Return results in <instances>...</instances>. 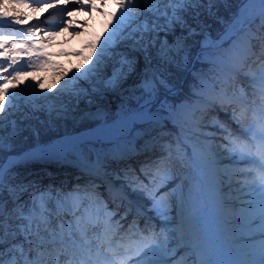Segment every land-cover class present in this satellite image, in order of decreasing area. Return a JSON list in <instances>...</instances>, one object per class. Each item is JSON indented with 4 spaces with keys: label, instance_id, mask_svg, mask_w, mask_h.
Instances as JSON below:
<instances>
[{
    "label": "snow or ice",
    "instance_id": "1",
    "mask_svg": "<svg viewBox=\"0 0 264 264\" xmlns=\"http://www.w3.org/2000/svg\"><path fill=\"white\" fill-rule=\"evenodd\" d=\"M13 2L19 4L25 0ZM218 3L220 0H118L119 14L99 47L94 49L92 63L82 71L77 69L69 81L61 83L51 94H37L40 103L3 87L21 74L12 67L16 61L9 58L6 65H0L5 72L0 76V97H8L0 100L3 113L0 149L4 144L3 122L13 115L21 99L33 113L78 112L81 102L93 104V98L99 100L101 93L120 88L135 72L140 55L149 64L154 56L159 67L178 66L185 58L187 41L202 34L201 15H215ZM78 7L83 9L85 5L80 3ZM0 22L19 25L23 17H9L6 11H0ZM232 24L236 31L229 36L230 46L220 54L222 67L230 75L212 81V90L215 92L219 87V92L213 100L201 101L205 108L216 103L232 107V120L239 134L228 133L224 137V149L232 160L247 165L238 172L225 170L224 175L230 182L227 188L220 189L226 193L219 197L220 211L209 213L204 181L188 167L198 158L214 163L211 158L218 154L217 148L199 143L207 134L196 135L192 129L185 136L191 139L195 135L197 144L191 151L182 139L161 143L159 156L146 161L143 167L120 172L109 171L99 164L81 173L82 178H87L86 183L82 186L78 183L69 190L63 187L37 190L32 185L14 183L10 169L0 164V264H264V0H243L242 11L236 14ZM4 26L0 23V27ZM34 32L35 28L29 26L24 32L25 38L12 34L11 43L27 44L28 48L18 50L27 53ZM169 36L173 38L171 43ZM8 39L9 35L0 32V47L10 48ZM40 62L42 58L35 56L27 65L38 67ZM109 63L113 64V71L105 78ZM165 72L145 74L137 91L149 97L161 89L170 91ZM239 76L247 78L250 90L241 87L229 94L225 82L231 84L233 77ZM39 83L31 85L33 92ZM205 108H194L191 120L184 123L199 129L197 117L203 116ZM141 116L142 110L133 113L125 109L121 123ZM15 123L13 120L12 124ZM180 173L185 179L181 180ZM189 175L191 179L186 178ZM233 176L244 178L236 181V192L230 191ZM220 183L223 184V179ZM245 188L253 197L246 202L239 195ZM129 193L136 197L135 211L148 217L143 226L139 219H133L127 227L120 223L127 222L133 209L127 208L121 215L123 199L117 203V195L127 197ZM25 195L27 200L22 199ZM141 198L148 202L147 208L139 203ZM109 202L116 203V208L110 209ZM219 221H223V231ZM253 232L258 235L250 236ZM245 239L259 243L236 247ZM225 253L242 254L243 258L229 259Z\"/></svg>",
    "mask_w": 264,
    "mask_h": 264
},
{
    "label": "rangeland",
    "instance_id": "2",
    "mask_svg": "<svg viewBox=\"0 0 264 264\" xmlns=\"http://www.w3.org/2000/svg\"><path fill=\"white\" fill-rule=\"evenodd\" d=\"M112 2L117 4L118 0H112ZM227 2H228V0H227ZM231 2L234 3L235 0H233ZM10 6H12V5L9 3V0H0V9H4V10L8 9L9 10ZM216 6H218V4ZM200 19L204 25V27H203V30H204L205 28H207L209 26V24L211 22L209 21V18L205 17L204 15H201ZM176 35L179 36L180 32L177 31ZM200 37H201V34L194 36L187 41L186 48L184 51V57L185 58H184L182 63H188L189 61H192V60L194 62L195 61L199 62V60H201L205 57L206 58H208V57L212 58L213 57L211 53H208V54L207 53H201L200 54L201 56H199V57H198V54H196V41L198 39H200ZM168 39H169V43H171L173 38L171 36H169ZM10 45H11V47L9 48V50L13 51V46H12L13 44H10ZM44 47H45V45L41 44L39 51H44ZM33 50L34 49L32 48L31 59L34 58L35 56H39L37 54V52L33 51ZM4 54L9 56V57H6L7 59L11 58L9 51L2 52V54H0V57H3ZM214 56H217V54ZM40 57L42 58V60L44 59L43 55H40ZM7 62H8V60L1 62L0 65H6ZM66 65H70L69 62L62 64V65H58V66L50 65V67H46L44 65V63L42 64V62H40L38 67H33L31 69L24 70L23 73L20 74L16 78L15 81L10 80V82L7 84H4L3 87L9 89L10 91L21 92V95L24 98L35 99L37 103H40L41 101H40L37 94H44V93L51 94L52 92H54L59 87V85L61 83L65 82V81H69V78L76 72L77 69H79V70L81 69V71H82L83 68L88 67L86 62H83L82 66H79V64H75L74 65V68H75L74 71H72V72L69 71L71 73L62 74L63 72L61 73L60 70L63 69L64 68L63 66H66ZM141 65H142V69H147V71L149 70L150 75L152 74L153 71L158 70L161 72H165V69H167V71L165 72V75H166V78L170 81V84H169L170 91L168 89H161L160 95L163 97V99L167 98L166 97L167 95L165 94L166 92L169 95L175 94L178 92L177 88L181 84L182 80L175 73L171 72L170 69L168 68V66L159 67L158 62L154 56L152 58H150V64H149V61L145 60L144 55L139 56V62L135 65V69H138V67ZM197 65H195V66H197ZM112 66L107 67L106 73H105V78L107 76L111 75V73L113 71V68H111ZM143 66L145 68H143ZM12 67L13 68L16 67V69L19 70L18 66H14V64ZM115 67H119V65L116 64ZM191 68H192V65H191ZM7 71L11 72L10 69H7ZM4 74H5L4 69L0 68V76H3ZM196 75H197L196 77L198 78V82L201 83L200 88H199L201 90H197L198 93L202 96H207L206 95L207 92L205 91V89L203 87V85L206 84L205 76L203 74H201L200 72H196ZM44 76H45V78L42 79V77H44ZM218 76H219V79H221L222 76L220 75V73H218ZM49 79L54 80V82L52 84L49 82H46ZM138 80H140L138 77L133 78V75L131 74L128 77V79L125 82H123V85L120 88H118L115 92L109 91L107 94L101 93L99 100H100V106L104 109L103 110L104 112L101 115L100 114L94 115L93 117H91L90 113H89V110H90V108L92 109L93 104L92 105H86L85 103L81 102L82 104L80 105L78 112H70L68 114L57 113V114L49 115L43 111L33 113L30 108H27L23 104V100L21 99L20 103L18 105V108L13 109V115L6 118L3 122L2 135L4 138V144H3V148L0 149V164H3L2 160L6 156L8 158H7V161L5 164H8L10 161L14 160L15 159L14 154H16V153L19 154L18 152H20V150L25 148L27 145L29 146L31 143V140H33L34 137H36L38 133H39L38 136L42 137L43 134L40 133L41 132L40 128L42 130H44V132L48 135L45 137V139L49 138L51 126L58 125V123L60 124L61 118H64L66 116L70 117V119L75 121L76 125H78V128L81 129L80 130L81 132H83V131L85 132V130L92 129L93 127L99 126L100 123L102 124L105 122V119L117 118V117L121 116L123 110L128 109L130 106V104H128L129 103L128 98L131 96H129V95H132V93L136 94L135 92H133V90L137 85H140V81H138ZM37 81H39L40 83H39L38 87L35 89V92H33L31 89V85L35 84ZM80 83L83 85V82H80ZM237 83L238 82H236L232 79L231 84H229L228 82L225 83V87L228 89V91L229 90L232 91L233 89H239L241 87L244 88L243 85L237 84ZM26 86H28V87L25 90ZM231 91H229V93H231ZM7 99H8L7 96L0 97V100H7ZM93 100H95V99H93ZM196 103H197V105H195V108H202L198 100L196 101ZM83 104H84V106H83ZM183 105H185V104H176L174 107H171L169 109L167 108L168 112L171 113L170 114L171 118L176 123H178L179 126H181V134H180L181 137L185 138L187 130L192 129V131L196 135L207 134L206 136H204L199 141V143L204 144V145H212V146L216 147L217 149L221 148V146H222L224 151H222V153H220V156L216 155L214 157L213 160L215 162L213 163L212 166L216 170H218V171H216V173H219V176H220V174H224L225 169H230L229 165H233V164L229 160V158H232V157H230L229 155L226 156V153L225 154L223 153V152H225L224 146L221 145V143L218 141L219 139H217L218 137H221V136L224 137V135H221V133L219 132V130L221 129L220 121L217 120L213 115H210V116L205 118L204 114H203L202 117L201 116L197 117V119L200 121V127H199V129H195V128H193L191 123H189V124L184 123V121L186 120V117L184 116L183 111L187 108ZM0 115H3V113L0 112ZM13 120L16 121L15 125L12 124ZM108 120H111V119H108ZM137 120L138 119H135L134 121H130V122H132L131 125H133V123L136 122ZM203 120H206V121H204V124H201V121H203ZM222 126H223V124H222ZM36 129L38 132L36 131ZM106 131L112 132V127H108V129H106L105 131L100 132V133H102L103 135L106 136V134H108V133H105ZM186 141H188L189 145L192 147H194L197 144V140L195 138V135H193L191 139H186ZM226 160H229V162H226ZM203 161L204 162L206 161L205 165L208 164L207 160H203ZM47 171H49V169H47ZM13 172H14V174L11 176L12 181L14 183H19V184H23V185L25 184V186H27L26 182H28V180L33 181L34 183H37V181H34L33 178L30 177V174L32 176H34L35 178H39L40 176L43 177V175L37 174L38 172H41V171H37L36 168L32 169L30 167H26V168L16 167V169ZM16 173H20V174H24V175L19 178V177H17ZM44 173L45 172H42V174H44ZM222 177L223 178L220 177V181H221V179H223L222 185H224L225 181H227L229 179L225 175H223ZM236 180L237 179H234V180L231 179V183H234V181H236ZM55 185H56V182L55 183L53 182L50 185H48V187L46 186V188L40 187L42 189H39V190L51 188V187H54ZM227 186H228V184L226 185V187ZM233 186L235 187V184H233ZM236 191H237V189L232 190V192H236ZM242 194L243 195L246 194L244 190L241 191L239 193V195L242 196L241 197L242 201L246 202L247 199L244 198ZM239 202L240 201H237V203H239ZM249 235L252 236L253 234L250 233ZM245 240H247L248 244H258L259 243L258 240H248V239H245ZM245 240L243 242H245Z\"/></svg>",
    "mask_w": 264,
    "mask_h": 264
},
{
    "label": "bare ground",
    "instance_id": "3",
    "mask_svg": "<svg viewBox=\"0 0 264 264\" xmlns=\"http://www.w3.org/2000/svg\"><path fill=\"white\" fill-rule=\"evenodd\" d=\"M66 2H69V3L75 2V3H77V5H79L80 3H83L85 5V7L82 10H78V8H77V10L71 11V12H77V13L74 15V17L68 16V17H70V19L65 20V22L63 24V25H65V23H67L66 26L61 29V25H60L58 31L54 32V35H56V36L53 37L54 40L51 42L50 47L55 46V48L52 49L55 55L53 56L49 53V51H52V50L46 51L47 54L51 55L50 57L54 58V61H59L60 63L68 62V61L70 62L69 63L70 65L63 66L64 68L60 70L61 73L63 72L62 74L71 73L72 71H74L75 70V68H74L75 64H79V66H82L83 62H86L87 65L89 66L92 63L93 59L95 58V50L94 49L99 47V43L103 39L102 35L105 37L108 34V32L111 30L112 25L116 21V16L119 14V11H120V9L118 10L117 8H114V9L106 12V14L104 13L106 17L111 18V20H112L111 24H109L105 20L98 22L95 20L94 17L91 16L92 15L91 12L94 10H99L100 11L99 13L101 14V12H102V10H100L101 7H106V8L111 7L108 4L107 0H62L58 5L64 4ZM10 4L12 5V3H10ZM13 5L10 6V8H13V9H11L12 11H10V13H11L10 17L13 15L21 16V17H23V23H29L30 18L32 19L31 24L28 26H24V27H27V28L29 26L34 27L38 18L42 17V15H39L37 13L41 7L37 8L36 6H31V9L29 8L28 10H24V9L23 10H21V9L16 10V6L18 4L13 3ZM19 11L24 15L22 16V14H18ZM50 12H53V10L52 11L46 10V15L49 14ZM101 15H103V14H101ZM24 17H26V18H24ZM43 17H45V16H43ZM39 21H40V18H39ZM20 27H22V26H20ZM5 29H10V28H5ZM61 30H63V31H61ZM65 30L67 32H65ZM5 32H8V31H5ZM60 33H63V34H61V36L59 37ZM81 33H84L85 35H88V36L87 37L82 36ZM49 39H50V37H49ZM93 40H97L96 46H93L94 45V43H92ZM58 42L61 43L60 48L56 47V44ZM68 44H70V47H69L68 51L66 52L63 49V46H67ZM80 46L85 47L84 51L79 52L78 50H76L74 52V54H72V56H71L70 55L71 49L78 48ZM58 52H60V57L56 54ZM47 62L54 63V62H52V60H49ZM60 63H59V65H60ZM112 65H113L112 63H109L108 67L112 66ZM111 68H113V66ZM143 68H145V67L143 66ZM69 71H71V72H69ZM145 74H148L150 76L149 70L147 71V69H142V65L139 66L138 69H135V72L132 73L133 78L138 77L140 79L138 81H142L145 77ZM45 76L42 77V79H44ZM46 82H49L52 84L54 82V80L49 79ZM93 99H95V98H93ZM152 103H153V101L145 102V103H143V105L139 106L136 109V111H133V113H137V112H141V110H142V116L140 118H136V119H138V120L142 119L143 120V119L147 118L148 120H150L152 118H154V119L162 118V119L166 120V116L161 114L160 112H155L153 114L148 113V112H150L149 108L152 105ZM90 105H92V104H90ZM83 106H84V104H83ZM212 108H214V105H212ZM103 110L104 109L100 106V100L95 99V100H93L92 109L90 108L89 113H90V116L93 117L94 115H99V114L101 115L104 112ZM183 114L186 117V120H191L192 110L185 109L183 111ZM121 117H122V115L115 118V119L108 120V123L104 122V123L100 124L99 126H97L96 128H94L92 130H86L85 132L80 133L79 135L68 136L67 138H65L66 139L65 142L63 139L57 140L54 142V144H51L47 147H40V148L36 149L35 151L37 153L34 155L30 156L29 154H27V155L23 154V156L21 158L23 160H28V159L31 160L32 157L39 158L42 155L41 153L43 152V150H49L51 152L53 151V153L49 157L56 155L55 153L57 152L58 156L60 157L59 159L61 160V165L59 167L55 166V169L52 172L53 176L49 177L50 179L43 180L44 182H40V185H47L48 186L53 182L62 183L64 186H69V185L78 184V183L80 185H83L84 183H86L87 178L86 177L82 178L81 173L84 172L83 169H86L88 171V169H90L89 168L90 162L95 163V161L90 156H81V157L75 159L74 161H72V160L70 161V159H66L64 157V152H63L66 150L64 148L66 142H71V141L79 142V143H75L74 146L79 147L80 151H83V150L86 151V146H84V142H85V140H87L85 142L87 147L89 148L91 146L93 148L94 147L93 143L95 141L94 137H97L98 133L105 131L106 129H108V127H112V132H109V131L105 132V133H108L106 135L108 138H110L113 135L122 134L123 133L122 131L127 129L126 128V127H128L127 125L129 123L132 124V122H130V121H127V122L122 124L121 123ZM134 120H131V121H134ZM170 121L172 122V118H170ZM204 121H206V120L201 121V124H204ZM156 123H157V121L150 124L148 127L149 130H151L153 132L152 129L156 128ZM159 128L160 127H158V130H159ZM186 143L189 145L188 141H186ZM146 146H149V145H146ZM146 148H149V150H147V152L134 153L132 151L131 146L118 144L117 149H120V152H123V150H126V152H128V150H130L129 154L130 155L134 154L135 157H137V159L132 158V156L125 157L124 158L125 160H123V167L124 168L126 167L128 169H136L139 166L138 168H140V167H143L145 165L146 161L155 159L159 156V154H160L159 143H157V144L155 143V151H153V148H151L150 146L146 147ZM70 149H71V146H70ZM222 151H224V150L221 146V148L217 149V153H218L217 155L220 156V153H222ZM84 155H90V153H85ZM40 158H43V157H40ZM212 159H214V157H212ZM136 164H138V166H136ZM206 166L207 167L209 166V170L206 171V172H208V173H206V175L209 176V178H207L206 176H205V178L207 179L208 182H212L210 184V187H212L213 189L211 191H209L208 189L204 188L203 191H204L205 198L207 199V202H208L209 213L210 214L211 213L217 214L220 211L219 207H217V206L221 203V201L219 200V197L226 195L225 193H222L220 196L219 191L222 187L223 188H227V187H224V186L221 187V185H220V177L223 178L222 176L224 174H220V176H219L216 173V171H218V170H216L213 166H211V165H206ZM238 180H239V178H238ZM236 181H234V183H232V184H236ZM234 189H236V187L233 186L230 189V191H232ZM119 202H120V200H119ZM127 208H128L127 203H123L122 209L125 210ZM218 223L220 224V229H222V231H223L225 229L224 225L221 226V224H223V221H219ZM255 234H258V233H255ZM245 242L247 244V240H245ZM245 242H242L241 245H237L236 247H242L243 245H245ZM242 258H243V256H242V254H240L237 256L232 255L231 259H242Z\"/></svg>",
    "mask_w": 264,
    "mask_h": 264
},
{
    "label": "trees",
    "instance_id": "4",
    "mask_svg": "<svg viewBox=\"0 0 264 264\" xmlns=\"http://www.w3.org/2000/svg\"><path fill=\"white\" fill-rule=\"evenodd\" d=\"M230 1H233V0H230ZM236 1H238V0H235V2H236ZM236 3H238V2H236ZM234 5H237V4H234ZM218 6H219V8L223 9L222 6H221L220 4H218ZM211 19H213V18H211ZM213 22H214L215 24H217V22H216L215 19H213ZM165 66H168V65H165ZM165 66H164V67H165ZM168 68L170 69L171 72L175 73L179 78H181V77H180V68H179L178 66H168ZM191 79H192V78H190V79L187 80L186 87H190ZM177 98H179V99H180V98L185 99V93H182V95L179 96V97H177ZM61 126H62L61 122H60V124L58 123V125L51 126V128H50V130H51L50 134L53 133V132H55V131H57V130H60V129H61ZM43 129H44V128H43ZM36 130H37V129H36ZM40 130H41L40 133L43 134V136H42L43 138L46 137V136H48V135L44 132V130H42L41 128H40ZM42 134H41V135H42ZM44 134H45V135H44ZM31 141H32V140H31ZM5 158H6V157H4L3 160H4Z\"/></svg>",
    "mask_w": 264,
    "mask_h": 264
}]
</instances>
